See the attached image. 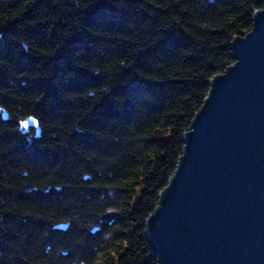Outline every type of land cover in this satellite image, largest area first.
<instances>
[{
	"label": "trees",
	"instance_id": "1",
	"mask_svg": "<svg viewBox=\"0 0 264 264\" xmlns=\"http://www.w3.org/2000/svg\"><path fill=\"white\" fill-rule=\"evenodd\" d=\"M263 7L0 0V264H158L146 220Z\"/></svg>",
	"mask_w": 264,
	"mask_h": 264
},
{
	"label": "water",
	"instance_id": "2",
	"mask_svg": "<svg viewBox=\"0 0 264 264\" xmlns=\"http://www.w3.org/2000/svg\"><path fill=\"white\" fill-rule=\"evenodd\" d=\"M231 48L236 61L211 79L177 168L146 220L158 264H264V7ZM0 115L10 118L1 107ZM30 128L41 135L34 116L20 121L24 133Z\"/></svg>",
	"mask_w": 264,
	"mask_h": 264
}]
</instances>
